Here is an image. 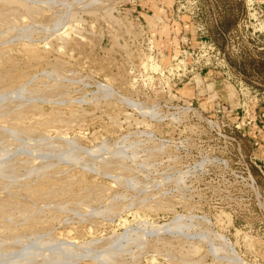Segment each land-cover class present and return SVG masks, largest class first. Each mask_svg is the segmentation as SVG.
Listing matches in <instances>:
<instances>
[{
    "label": "rangeland",
    "instance_id": "1",
    "mask_svg": "<svg viewBox=\"0 0 264 264\" xmlns=\"http://www.w3.org/2000/svg\"><path fill=\"white\" fill-rule=\"evenodd\" d=\"M0 264H264V0H0Z\"/></svg>",
    "mask_w": 264,
    "mask_h": 264
}]
</instances>
